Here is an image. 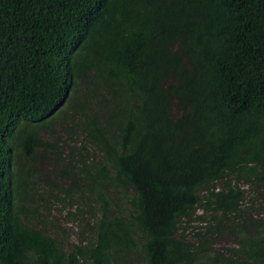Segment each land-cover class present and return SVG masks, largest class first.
Segmentation results:
<instances>
[{
	"label": "trees",
	"instance_id": "16d2710c",
	"mask_svg": "<svg viewBox=\"0 0 264 264\" xmlns=\"http://www.w3.org/2000/svg\"><path fill=\"white\" fill-rule=\"evenodd\" d=\"M0 264H264V0H0Z\"/></svg>",
	"mask_w": 264,
	"mask_h": 264
},
{
	"label": "rangeland",
	"instance_id": "374dc122",
	"mask_svg": "<svg viewBox=\"0 0 264 264\" xmlns=\"http://www.w3.org/2000/svg\"><path fill=\"white\" fill-rule=\"evenodd\" d=\"M49 130H51V129H49Z\"/></svg>",
	"mask_w": 264,
	"mask_h": 264
}]
</instances>
